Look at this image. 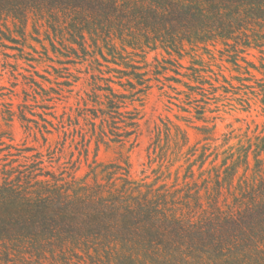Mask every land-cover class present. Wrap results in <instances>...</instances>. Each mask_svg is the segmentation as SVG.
I'll return each mask as SVG.
<instances>
[{
    "label": "trees",
    "instance_id": "1",
    "mask_svg": "<svg viewBox=\"0 0 264 264\" xmlns=\"http://www.w3.org/2000/svg\"><path fill=\"white\" fill-rule=\"evenodd\" d=\"M9 19L22 36L33 20L38 33L43 28L54 46L66 49V57L78 54L75 45L86 53L92 47L106 62L137 69L132 61L150 52L161 51L163 60L175 64L220 47L236 65L244 59L259 70L245 56L258 50L264 74V0H0V33L2 26L9 29ZM120 73L129 93L110 83L94 88L102 120L89 139L81 132L86 162L93 139L99 149L137 134L142 115L135 103L145 80L138 72ZM201 73L195 79L204 84ZM27 107L20 109L24 121H30ZM7 113L12 120L15 112ZM165 125L169 140L172 127ZM36 128L46 144L52 130L46 123ZM27 129L34 130L30 124ZM258 129L224 151L221 164L213 160L205 168L204 152L198 175L191 163L183 176L177 169L171 183L162 175L137 180L128 161L104 164L97 153L84 177L77 176L76 164L45 170L37 147L3 146L0 140V264H264V129ZM203 133L215 139L213 129L211 136ZM161 139L156 126L154 153L163 152ZM184 141L181 150L187 136ZM54 153L49 147L50 157Z\"/></svg>",
    "mask_w": 264,
    "mask_h": 264
},
{
    "label": "rangeland",
    "instance_id": "2",
    "mask_svg": "<svg viewBox=\"0 0 264 264\" xmlns=\"http://www.w3.org/2000/svg\"><path fill=\"white\" fill-rule=\"evenodd\" d=\"M8 26L9 29L2 26L4 32L0 33V140L4 142L3 146L37 147L43 153L42 166L45 170L58 171L63 163L67 166L76 164L80 166L77 176L84 177L97 153L98 161L104 164L121 163L125 166L128 161L131 174L137 180L146 178L152 182L162 175L171 183L175 171L180 168V175L183 176L191 163L195 164L198 175L204 152L207 160L205 168L211 167L213 160L221 164L225 155L223 152L230 146L236 148L241 140H246L247 131L254 135L257 127V132L264 129V88L261 86L264 74L260 70L261 54L258 50H251L245 56L259 70L244 59L239 60L242 67L236 65L222 56L218 50L220 47L212 48V52L200 50L175 64L163 60L166 54L161 51L150 52L146 59L132 61L138 65L137 69H133L126 64L106 62L92 47H88L89 53H86L75 45L78 54L66 57L62 55L66 49L58 42L54 46L43 28L38 33L33 20L29 22L26 36L15 33L17 29L10 19ZM157 59L162 64L158 65ZM162 65L168 69L164 70ZM120 72H138L145 80L140 86L143 91L138 94L141 100L135 103L142 115L137 134L124 143H101L99 149L93 139L89 162H86L81 132H87L86 138L89 139L92 128L95 124L98 127L102 120V113L93 102L94 88L97 83L103 87L110 83L119 91L129 93L121 85V80L127 83L128 79L121 78ZM195 72H202L206 78L204 84L196 81ZM96 75L106 79L100 81ZM197 85L203 88L192 87ZM97 90L104 93V90ZM24 104L28 105L26 115L30 121L20 117ZM9 108L15 112L12 120L7 113ZM37 122L46 123L52 130V133L46 134V144L36 128ZM166 123L172 127L169 140ZM27 124L33 127V132L27 129ZM156 126L161 128V145L165 147L161 154L160 150L154 153L153 146L150 148ZM212 129L215 139H206L203 131L211 136ZM64 130L69 134L65 135ZM72 135L76 137V143L72 142ZM185 136L188 142L181 150ZM226 139L228 143L222 146ZM63 142L65 147L60 152ZM49 147L55 152L54 157L48 154ZM80 152L83 155L78 162ZM35 153L30 151L26 154ZM59 157L61 160L56 162ZM168 167L173 173L171 179ZM37 264H48V261Z\"/></svg>",
    "mask_w": 264,
    "mask_h": 264
}]
</instances>
